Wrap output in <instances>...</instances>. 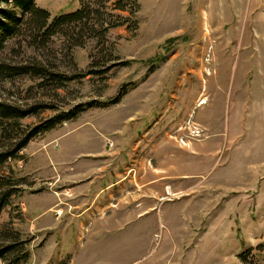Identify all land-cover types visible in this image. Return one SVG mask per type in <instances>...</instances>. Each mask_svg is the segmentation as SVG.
<instances>
[{
  "label": "rangeland",
  "instance_id": "1",
  "mask_svg": "<svg viewBox=\"0 0 264 264\" xmlns=\"http://www.w3.org/2000/svg\"><path fill=\"white\" fill-rule=\"evenodd\" d=\"M117 1L128 4L120 10ZM134 1L87 0L91 21L60 28L45 46L11 38L0 51L68 76L96 71L56 91L27 76L0 82V100L47 104L23 125L118 98L38 135L0 168L21 183L0 210V240L17 232L29 239L24 264H61L68 255L59 247L73 237L82 259L75 224L96 191L86 183L111 171L123 181L100 202L102 214H137L122 217L117 264H264V0ZM34 2L50 19L80 8ZM116 16L124 24L109 25ZM90 161L121 168L89 170Z\"/></svg>",
  "mask_w": 264,
  "mask_h": 264
},
{
  "label": "trees",
  "instance_id": "2",
  "mask_svg": "<svg viewBox=\"0 0 264 264\" xmlns=\"http://www.w3.org/2000/svg\"><path fill=\"white\" fill-rule=\"evenodd\" d=\"M86 1L79 0V9L59 14L50 19L48 11L36 6L34 0H0V51L5 48L7 40L11 38H20L26 41L29 46L34 44L45 46L60 28L69 27L72 24L84 25L87 19L91 21L90 14L93 9ZM131 3L133 7L136 5L134 0H131ZM126 4L128 2L117 1L115 3L116 8L120 10L126 8ZM122 24H124L123 20L116 16V21L109 25ZM106 29V27H102L101 36ZM79 38L81 37L79 36ZM93 64L98 65L97 62H93ZM104 71L103 69L102 72ZM91 72L96 73L95 70H91ZM88 73L68 76L62 72L50 70L43 62L37 61L35 58L16 63L8 58H0V82H11L17 77L27 76L38 79L39 87L50 85L56 91V89L64 87L66 82L85 77ZM116 101L118 98L107 99L103 102L91 100L88 103H78L68 109L57 111L52 116L36 123L23 125L21 123L23 118L37 115L39 109L46 108L47 104L34 102L30 105L0 100V168H3L7 161L19 160L18 153L38 135L54 129L64 121L74 119L89 107ZM6 172L2 170L0 173V210L4 206L12 204L11 197L15 196L16 189L21 184L19 178L13 174V168L7 167ZM5 233L8 236L9 232ZM13 235L14 237L10 236L11 239L0 240V264H24L28 260L29 251L25 245L29 239H19L17 232Z\"/></svg>",
  "mask_w": 264,
  "mask_h": 264
},
{
  "label": "crops",
  "instance_id": "3",
  "mask_svg": "<svg viewBox=\"0 0 264 264\" xmlns=\"http://www.w3.org/2000/svg\"><path fill=\"white\" fill-rule=\"evenodd\" d=\"M165 147V146H164ZM163 147V148H164ZM169 148V147H168ZM58 154V153H57ZM59 155V154H58ZM56 155V157L58 156ZM57 167H62V168H66L65 166H67L69 164V162H62V161H57ZM88 163V169L89 170H93V169H108V168H121V164H117L115 163V167L113 164L111 163H104V162H87ZM73 167L75 170L77 171H81V166L80 164L76 165V163H72ZM118 165V166H117ZM73 169V170H74ZM87 171V173L90 174V171ZM84 171V168H83ZM107 171V170H106ZM111 171H108V175H105V177H101V179L99 177H97V179H95V181H99L98 184L96 185V183H94L92 180H89V182L86 183V187L88 188V190L90 191V189L92 190V188L95 191V193H93L94 195L90 196V192L88 194V199L85 200L87 201L82 211V222L75 224V229L76 227H80V225L83 228V233H82V237H83V246H82V259H78L79 258V254H76V251L74 250L75 248H77L79 246V242H76V240L73 241V237L72 239V244L71 245H65L64 248L59 247V251L58 253H62V251H66V254L68 255V259L64 262L61 260V264H117L118 260H116V257L120 254L117 253V246H116V235L117 233L120 231L121 229V223H122V217L126 218V219H130L132 216V213L134 212L135 215L136 212L135 210H130L128 212V214L124 215L121 209H116V208H111V212L103 215L102 213L104 212V204H101L100 202L102 200H105L104 203H107V201L110 198H107L109 195L112 194L111 192L115 193L116 186H119L122 179H120L118 175V173L111 177L110 176ZM123 176V175H122ZM121 176V178H122ZM105 181V182H103ZM123 181V180H122ZM53 183V181H52ZM73 191L74 192H78L81 191V188H78L77 185L76 187H73ZM56 202L52 200V204L54 205ZM102 205V206H100ZM103 210V211H102ZM47 212L45 209H42L39 211V217L45 218L47 217V215H45ZM48 213V212H47ZM96 213V214H95ZM94 214V215H93ZM93 215V216H92ZM79 216V217H81ZM129 216V217H127ZM119 218V220H117ZM80 218H77L76 220H78ZM44 220L42 219V225L43 227L45 226L43 224ZM58 223V222H57ZM42 225L40 227V229H44L42 228ZM74 229V227H73ZM78 229V228H77ZM77 232V231H75ZM79 233V232H77ZM107 234H110L107 235ZM115 235V236H113ZM112 238L111 240H107L108 238ZM69 243V242H68ZM78 245V246H75ZM102 248L104 250H106L105 252V259H100L98 257V253L102 250ZM80 249V247H79ZM107 254V255H106ZM87 257V259H85ZM128 259H130V253L128 255ZM132 264V263H130Z\"/></svg>",
  "mask_w": 264,
  "mask_h": 264
},
{
  "label": "bare ground",
  "instance_id": "4",
  "mask_svg": "<svg viewBox=\"0 0 264 264\" xmlns=\"http://www.w3.org/2000/svg\"><path fill=\"white\" fill-rule=\"evenodd\" d=\"M204 100L200 99V102L202 103Z\"/></svg>",
  "mask_w": 264,
  "mask_h": 264
}]
</instances>
